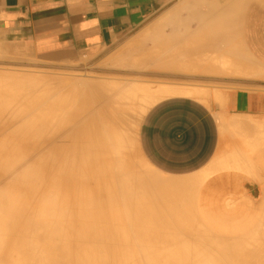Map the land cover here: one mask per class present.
<instances>
[{"label": "bare ground", "instance_id": "1", "mask_svg": "<svg viewBox=\"0 0 264 264\" xmlns=\"http://www.w3.org/2000/svg\"><path fill=\"white\" fill-rule=\"evenodd\" d=\"M244 3L240 0L233 8L235 25ZM207 28L198 37L189 36L196 54L190 55L186 67L207 65L254 78V70L242 66L236 53L223 44H230L229 39L222 43L220 38L218 51L228 47L231 56L207 44L214 29ZM133 58L132 52L125 56L129 65L137 62ZM2 66L0 264H264V205L252 230L238 236L213 233L195 214L201 183L209 172L158 178L141 172L127 157L131 145L125 140L124 126L137 131L155 101L190 95L192 89L159 86L154 90L136 80H72L56 73L50 77L30 72L42 68L34 63H25L24 72L13 65ZM153 92H157L154 97ZM138 104L140 109L133 112ZM242 119L235 121L238 128L252 129ZM249 137L250 159L238 160L233 167L256 176L257 170L264 169L254 168L253 163H264V127L253 135L249 132ZM254 154L256 160L251 158Z\"/></svg>", "mask_w": 264, "mask_h": 264}, {"label": "crops", "instance_id": "2", "mask_svg": "<svg viewBox=\"0 0 264 264\" xmlns=\"http://www.w3.org/2000/svg\"><path fill=\"white\" fill-rule=\"evenodd\" d=\"M177 1L181 2L182 0H0V43H5L12 47H26L44 61H74L84 56H92L105 51L117 41L139 29L157 12L163 13L169 7L176 6L178 4ZM233 1L208 0V2H211L209 4L215 3L216 5H227L228 2H230L231 6L228 4L230 7L228 6V8L226 7L227 9L225 8V11H222L226 13L230 8L228 10L229 12H227L229 18L235 17L236 11L234 12V10H236V3L240 0ZM208 2L207 0H202V3L207 6ZM232 2L233 4L235 3V6ZM193 7L194 6H185V10L189 12L186 21L192 18H194V21L200 18L202 19L203 17L206 19V21L204 18L202 19L203 21L201 19L197 21L198 30L196 32L189 33L187 39L185 38L181 43L179 41L174 45V41L164 38L162 40L156 39V36L159 35L158 31L161 26L158 25V23L155 27L145 29L142 33V39L153 41V45L148 49L143 48V51L140 53L132 52V56L134 57L133 60L137 62L131 66L142 65L143 67H147L153 61L156 66L173 68L177 72L202 71L218 74H221V72L229 75L232 74L231 71L229 72L207 65L203 67H186V61L189 57L191 58L190 55L196 54L195 51L190 48L192 38L195 35L198 37L203 31L202 28L206 30L207 25H209L210 27L207 29H214H212L213 32H211L212 30H208L211 32L210 36L208 35L206 38L208 45L216 46L213 49L218 51L219 45H221L219 42H221V40L222 43L224 41L228 42L226 40L229 39L231 42H229L230 44H223L225 46L228 45L230 47L229 50L231 49V52L236 53L235 47L231 44L234 45V43H232L234 41L232 40L238 38L248 58L252 62L255 61L258 67L264 69V65L254 60L240 40L238 32L239 23L235 25V20H232V18L227 19L228 15L227 17L220 15L221 18H225L224 20L222 18L223 21H220V17H218V13H216L219 10L216 11L215 8L210 9L212 14L215 12V15L207 16V12L203 13V11ZM173 11L166 14L163 21L164 23H169L170 25L176 24V26L179 27L188 25L185 21L183 22L175 11ZM231 11L232 13H230ZM241 12L242 10L240 14ZM172 18L174 19L172 20ZM196 18L198 19L195 20ZM207 19H211L210 22ZM226 19L229 22L226 23ZM168 20L170 22H168ZM204 21L205 23H203ZM211 21L213 24L210 25L209 23H211ZM221 22L226 23V25H222ZM184 23L186 24L184 25ZM216 24L220 26L218 29ZM213 25L214 27H211ZM223 26H229L228 29H231V32H229L231 35L227 32V27L225 28L226 32L221 31L224 30ZM200 28L202 31H200ZM217 30L221 32H216ZM208 31L203 32V34H208ZM189 36L193 37L191 38ZM138 37H141V35ZM171 43L173 44L171 45ZM223 49H225L226 53L230 56L233 54L229 53L228 47ZM232 49L234 51H232ZM14 51L17 50L13 49V51L10 52L13 53ZM220 51L218 52L220 53ZM233 58L236 59L235 57ZM143 59L147 60L146 64L141 62ZM162 76L178 77L181 75L168 74ZM182 86L184 87V85ZM187 89H192L190 95H171L161 101L155 102L145 112L140 126H138L137 145L141 155L155 170L174 177L189 176L192 174L196 175L203 171L209 172L210 174L212 170L219 169L239 170L233 167L236 162L238 160L244 161L250 159L249 153H252L250 152V147H248V142H250L249 138H251L249 137V132L250 135H253V131H256L259 127H264V92L231 90L226 94V98L224 97L225 101L223 107L219 109L213 106H207L200 100L192 97L202 96L204 92L193 89L192 87H187ZM218 98L223 100L221 94H218ZM239 118L240 120L241 118H245L242 119V123H246V121L248 123L249 121L250 125L248 127L252 129L249 128L250 130H246L248 131L246 133V131L244 132L245 125L238 128L235 121ZM243 120H245V122ZM236 134H239V136L243 134L244 140L241 139L243 148H235L228 153L223 152L219 155L221 139H223V137H229V140H233L237 137ZM253 163L255 164L258 162ZM208 166L209 168H206ZM246 176L247 177L239 176L238 178H256L257 180L260 178L258 175L252 176L248 173ZM250 184L253 185L251 191H255L259 188L256 182H250ZM202 189L203 187L199 190L197 198L205 196L207 190L206 188H204V190ZM254 193L255 192H253V194ZM244 201L247 210H261L262 214L264 187H262V197L259 201H255L254 198ZM200 218L211 232L219 235L238 236L248 232L246 231L233 235L223 234L217 229L214 230V228L217 227L216 224L212 226L208 224L204 218ZM215 218L224 222L222 224L227 228L231 226L232 228L239 229L238 227L241 226V219L244 220V218L247 217L236 212L233 215ZM255 224L256 223H254V225Z\"/></svg>", "mask_w": 264, "mask_h": 264}, {"label": "rangeland", "instance_id": "3", "mask_svg": "<svg viewBox=\"0 0 264 264\" xmlns=\"http://www.w3.org/2000/svg\"><path fill=\"white\" fill-rule=\"evenodd\" d=\"M177 2L178 4L176 6L169 7L165 12L163 13L157 12L153 17L147 20L139 29L125 36L123 39L117 41L113 46L107 48L105 51H102L92 56H84L74 61H66V62L44 61L38 58L31 50L27 49L26 47H20V46L12 47L5 43H0V64L2 63L0 65V68L2 65L5 66L8 65V67L13 65L11 66L12 68L16 67L18 71L24 72L22 71L23 70L22 66H25V63L26 64L34 63L35 65H39L42 68L31 69L34 71H30V72L44 76H50V77L54 75L52 73H56L61 77L69 78L72 80L81 79L84 77H85L84 79L88 78L89 80L99 79L102 77L104 81L107 82L116 81V83H123V82L126 83L124 79L136 80L139 81L140 83L147 82L148 87H151L154 90L159 86L181 88L183 87L182 85H184L183 88L185 89H187V87H192L193 89H197L201 92H204L202 96H192L193 98L200 100L207 106H213L219 109L223 107L226 94L231 90L264 92V69L258 67L254 62H252L248 58L238 38H235L233 42L234 47H236L234 48L235 52L237 51L236 52L237 60L241 62L242 66L246 68H250V70H254V72L257 75L252 79H248V78L244 79V76L241 75L240 76L236 74L229 75L222 72L221 74L202 72V71H196V72L188 71L185 73L177 72L173 68H162L161 66H156V64L153 61L147 67H143L142 65H138V66L129 65L128 61L125 59V56L127 54L131 52L140 53L141 51H143V48L148 49L151 48L153 45L152 43L153 41L142 39L143 38L142 33L144 32L145 29L155 27V25L158 23V25L161 26L159 31L156 29L159 32V35L156 36V39L162 40L164 38L167 40H171L174 41L173 43L174 45H176L175 43L179 41L181 43L183 39L185 38L187 39L188 37L187 35L189 33L196 31L198 29L197 21H194L193 19L186 21L185 18H187L188 12L183 9L185 8L184 6H194L197 10L207 12L206 13L207 16L209 15L214 16L215 13L212 14V12H210V9H213L215 7L216 11L219 10L220 12H222L225 10H221V9L226 8L227 5L230 3L228 2L227 5H216L215 3H213L211 5L209 4L211 2H208L207 0L208 2V6H207L204 3H202V0H182L181 2L180 1ZM262 2H264V0H248V1L246 0V4L244 3L245 5H243V10L240 14L241 17L239 21L238 32H239V38L243 42L245 48H247L249 54L254 58V60L264 65V3ZM173 10L175 11L176 14L180 16V18L183 21H185L187 24L189 23L188 25L184 26V29L183 26L179 27L176 26V24L170 25L169 23L166 24L163 22L166 17V14ZM224 15L227 16V13H224ZM173 19L174 18H172V20ZM168 22L170 21L168 20ZM139 35H141V37H138ZM173 43H171V45ZM13 49L20 51L19 52L14 51L13 53L15 54H13L11 53ZM45 65L74 67V68H77V66L78 67L85 66V67H90L91 69H87V70L85 69L86 71L84 69L55 70L54 68L51 69L48 67H44ZM5 66H2V69ZM25 70H29V69H25ZM132 70L142 72V74L132 75V76L131 74H128L129 75L128 76L127 73H125L127 71L131 72ZM168 74H177L181 76L178 77L162 76ZM110 78L113 80L110 81ZM118 79L124 81L121 82ZM156 93L157 92H153V95L151 94V96L152 97H154V95L156 96ZM218 94H221L223 96V100L218 98ZM170 96L171 95L165 96L163 98L158 99L155 102L161 101L164 98ZM139 109L140 106L138 104L133 109V112L136 111L138 112ZM220 123H221V119H220ZM132 130L133 129L131 126H128L127 129L124 126V131L126 132L124 134L125 140L128 141L131 145L129 155H127V157L129 156V159L135 160V163H137L136 165L139 168V170L145 174H149L151 176L164 178V179H176L177 177L165 175L155 170L145 161L137 145L139 127L135 132H133ZM236 135L237 137H235L233 140L232 139L229 140V137H223V139H221L222 141H221L219 155L222 154L223 152L228 153L235 148H240V149L243 148L241 141V139H243V134H241L240 136L239 134ZM252 158L256 160L257 155L256 154L252 155ZM262 166H264V163L262 162L260 163L259 161L258 163H255L254 168L257 169L259 167L258 169H260V167ZM206 168H209V166ZM244 171L245 170H235V169L212 170V172L205 179V181L203 180L204 183H201L202 184L201 187H203L202 190L206 188L207 191L204 197L197 198V202L195 203V208H196L195 214L197 216L204 218V220L208 224H211L212 226L216 224L217 227L214 228V230L217 229L223 234L233 235V234L243 233L252 230L254 223L260 222L257 221L258 219L260 220L259 215L261 214V210H257V209L247 210L245 208L246 204L244 200L254 198L255 201H259L262 197V187H264V181H259L256 178L239 179L238 178L239 176L247 177L246 176L247 172ZM259 171L260 172L264 171V169L261 168V170H257L258 174H260V177L264 178V174H262L264 172L260 173ZM189 176H183V178ZM250 182L258 183L259 188L256 189L255 191H251L253 185L250 184ZM253 192L255 193L253 194ZM236 212L240 213V215H244V217H247L244 218V220L241 219V226L238 227L239 229L232 228L231 226H228L227 228L222 224L224 222H222L220 219L217 220L215 218L219 216L233 215Z\"/></svg>", "mask_w": 264, "mask_h": 264}, {"label": "water", "instance_id": "4", "mask_svg": "<svg viewBox=\"0 0 264 264\" xmlns=\"http://www.w3.org/2000/svg\"><path fill=\"white\" fill-rule=\"evenodd\" d=\"M37 66H39V65H37ZM45 67H48V68H57V69H70V67H63V66H45ZM84 68L85 67H77V68H71V69L83 70Z\"/></svg>", "mask_w": 264, "mask_h": 264}]
</instances>
